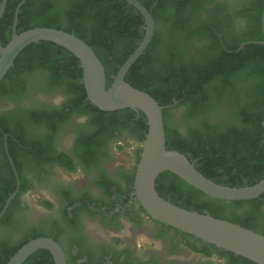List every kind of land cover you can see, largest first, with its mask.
<instances>
[{
    "label": "flooded vegetation",
    "instance_id": "af4514ba",
    "mask_svg": "<svg viewBox=\"0 0 264 264\" xmlns=\"http://www.w3.org/2000/svg\"><path fill=\"white\" fill-rule=\"evenodd\" d=\"M22 1L7 0L1 11L0 0V32L10 40L39 5L62 11L81 0ZM137 1L149 6L151 14L157 8L162 25L154 32L168 50L179 54L182 65L207 53L210 40L199 34L205 26L216 24L233 40L252 30L242 14L264 2L184 0L188 5L183 6L176 3L179 0ZM169 20L177 26L165 24ZM139 28L145 33L144 25ZM107 39L113 57H123L130 48L126 40ZM71 56L65 51L24 56L1 87L0 182L15 185L10 195H16L0 225V264L24 242L38 238L55 241L66 264H241L144 211L135 190L146 137L143 113L105 112L94 106L87 98L80 63ZM177 95L173 93L172 103L164 107L166 125L186 137L193 125L185 122L186 107ZM160 176L157 180L169 185V179ZM259 202L264 204V198ZM248 209L245 203L237 212ZM47 253L39 250L30 256L33 261L26 263L29 257L23 264H46Z\"/></svg>",
    "mask_w": 264,
    "mask_h": 264
},
{
    "label": "trees",
    "instance_id": "16d2710c",
    "mask_svg": "<svg viewBox=\"0 0 264 264\" xmlns=\"http://www.w3.org/2000/svg\"><path fill=\"white\" fill-rule=\"evenodd\" d=\"M176 3L188 5L184 0ZM124 5L126 3L122 0H81L71 3L62 11H57L50 4L39 5L30 18L23 21V30L18 34L34 28L75 34L92 48L101 61L108 89L113 81L111 76L117 74L144 36L139 28L144 25L143 17L133 7L127 9ZM27 6L25 4L21 10L25 12ZM144 7L150 10L149 6ZM263 10L264 2L254 10L243 13L252 30L233 40H227L216 24L205 26L199 34L210 40L207 53L186 65L180 63L179 54L165 47L166 44L155 31L145 53L125 77L132 87L148 93L163 107L170 105L173 93L178 92L177 100H181V105L186 107L183 118L193 126L189 127L186 137L173 134L166 125L168 110L164 109L166 148L185 155L191 163L196 161L195 167L203 176L231 188L249 187L264 178V46L246 45L243 50L236 52L245 42L263 39ZM157 13L155 8L152 11L155 26L160 24ZM165 24L177 26L172 20ZM109 36L113 40L123 39L130 43L123 57L112 56V47L107 39ZM0 39L2 46L10 41L3 36L2 31ZM53 51H65L72 55L53 43L32 44L16 58L14 67L0 83V90L5 79L19 69L22 57ZM71 57L78 61L73 55ZM142 118L146 122L143 126L146 136L148 125L144 114ZM162 177L169 179V185H162V181L157 180L156 191L164 200L264 235V204L259 202L264 194L245 202H227L206 196L169 172L162 174ZM14 190L15 185H3L0 182V212ZM245 203L249 209L239 214L237 210ZM13 204L14 201L0 220V225L6 222ZM14 254L4 257L1 264H6ZM222 255H228L241 264H255L242 257L234 258L230 252ZM47 256L46 264H54L51 255L47 253ZM32 259L30 257L26 263Z\"/></svg>",
    "mask_w": 264,
    "mask_h": 264
},
{
    "label": "water",
    "instance_id": "95a60500",
    "mask_svg": "<svg viewBox=\"0 0 264 264\" xmlns=\"http://www.w3.org/2000/svg\"><path fill=\"white\" fill-rule=\"evenodd\" d=\"M6 1L3 0L1 11ZM123 1L141 14L145 33L137 48L119 68L108 89L104 66L92 48L73 33L50 28H34L19 34L14 32L6 46H2L0 42V83L14 67L19 54L32 44L49 42L70 52L80 63L87 98L94 106L105 112L131 109L142 112L146 117L148 132L135 176L136 196L144 211L153 220L192 236L205 245L230 252L255 264H264V235L210 215L180 208L164 200L157 193L155 189L157 178L169 172L211 198L227 202L249 201L264 194V178L249 187L231 188L219 185L203 176L185 155L166 148L164 107L148 93L132 87L125 81L131 67L145 53L152 41L155 23L152 14L137 0ZM24 2L25 0L21 4ZM261 28L263 36L261 41L245 42L236 52L243 50L246 45L264 46V10ZM262 126L264 129V117ZM10 162L12 164L11 159ZM15 195L16 192L6 200L0 212V220ZM39 250H47L52 255L54 264H66L61 247L48 238L27 242L6 264H23Z\"/></svg>",
    "mask_w": 264,
    "mask_h": 264
},
{
    "label": "rangeland",
    "instance_id": "374dc122",
    "mask_svg": "<svg viewBox=\"0 0 264 264\" xmlns=\"http://www.w3.org/2000/svg\"><path fill=\"white\" fill-rule=\"evenodd\" d=\"M127 160H130V156H129V158L127 157Z\"/></svg>",
    "mask_w": 264,
    "mask_h": 264
}]
</instances>
